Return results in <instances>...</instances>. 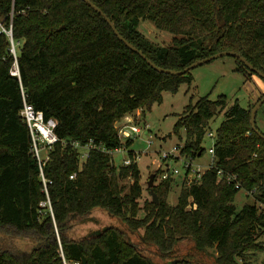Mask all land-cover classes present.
I'll list each match as a JSON object with an SVG mask.
<instances>
[{
  "label": "trees",
  "instance_id": "1",
  "mask_svg": "<svg viewBox=\"0 0 264 264\" xmlns=\"http://www.w3.org/2000/svg\"><path fill=\"white\" fill-rule=\"evenodd\" d=\"M92 1L157 65L184 69L216 52L235 50L264 71V0ZM143 20L171 32L172 43L150 39L140 30ZM236 60L247 78L255 74ZM16 65L19 73L13 74ZM184 82L192 84L191 70L170 74L153 68L85 0H0V229L31 233L40 242L19 252L0 250V264H155L128 241L121 224L167 255L186 239L195 250L216 246L219 261L238 264L234 255L241 249L261 247L264 139L252 128V109L238 100L229 105L225 94L202 96L179 114L174 132L185 129L181 154L191 160L205 153L214 117L224 112L225 119L215 131L212 166L199 182L184 180L176 205L167 200L174 178L163 179L153 188L159 202H151L140 217L141 169L135 162L114 163L111 151L122 144L116 122L141 107L151 109L163 101L164 91L176 92ZM24 99L57 121L59 140L43 167L52 180V211L41 205L47 195L21 116ZM90 140L106 149L93 148L81 161L72 142ZM128 177L134 182L125 191L121 181ZM242 188L256 201L237 208L234 198ZM97 209L117 224L72 236L70 229ZM175 264L192 263L178 259Z\"/></svg>",
  "mask_w": 264,
  "mask_h": 264
},
{
  "label": "rangeland",
  "instance_id": "2",
  "mask_svg": "<svg viewBox=\"0 0 264 264\" xmlns=\"http://www.w3.org/2000/svg\"><path fill=\"white\" fill-rule=\"evenodd\" d=\"M140 30L160 45H170L174 38L171 32L158 28L150 20H143L140 24ZM19 48L20 46L17 45V49ZM237 65L236 58L230 55L200 64L191 69L192 84L184 82L176 92L166 90L163 92L162 102L154 103L151 109H146L145 112L142 107L134 112L137 117L136 121L142 128L141 133L133 135V140L127 148L115 150L113 157L115 165L120 166L124 164L125 159L131 157L130 151H135L139 156L137 163L141 169L140 183L142 185V195L139 198V204L142 207L139 211L140 217L146 213L145 209L150 207L151 202H159L158 195V201H154L151 192L152 187L149 186L148 182L152 173H156L153 188L163 180L161 175L164 171L165 162L168 161V158H162L163 151H169L177 144L181 148L184 147L186 131L182 128L180 134H177L174 132V125L179 114L184 112L186 105L191 101L196 103L202 96H210V98L216 99L220 94H225L229 99V105L238 100L242 106L252 109L258 100L264 96V79L256 73L247 78L243 72L237 70ZM224 119L225 113L222 112L211 121V128L214 133ZM257 125L264 133V103L257 113ZM204 145L206 147L205 153L192 161L194 168L200 165L204 170L213 159L208 149L214 145V139L209 134L205 138ZM179 151L178 156L174 157L176 160H169L171 167H176L181 171L180 176L173 179L168 193L167 200L171 205L178 203L183 185L188 184V182L183 183L184 159L189 160L190 158L181 154V150ZM42 154L45 157L48 154L47 149H44ZM228 180L232 181V178L228 177ZM133 182L134 180L130 177L121 181L122 184L126 185L125 191H129ZM255 201L253 193L244 188L240 189L234 198L237 208ZM192 206L193 204H190L187 209L192 208ZM117 221L107 211L97 209L71 228L70 234L76 238H82L96 230L117 224ZM121 226L127 231L125 234L128 241L135 247L137 246L140 252L155 264H169L178 259H188L192 264H223L221 260H218L220 252L216 246H207L202 251L195 250L191 240L183 239L179 244V249L173 254L167 255L168 253H164L159 246L141 243L139 234L131 232L122 224ZM143 232L144 229H140V233ZM258 242L262 245L261 247L241 249L240 253L234 255V261L238 264H264V233L259 235ZM38 244L40 242L37 243L31 233L19 234L0 229V250L10 249L13 252H19L29 250Z\"/></svg>",
  "mask_w": 264,
  "mask_h": 264
},
{
  "label": "built area",
  "instance_id": "3",
  "mask_svg": "<svg viewBox=\"0 0 264 264\" xmlns=\"http://www.w3.org/2000/svg\"><path fill=\"white\" fill-rule=\"evenodd\" d=\"M12 52L16 55V47L13 40H12ZM12 73L13 74L19 73V69L17 65L12 70ZM21 116L23 120L28 124L30 129V134L32 139L31 151L37 158L38 164L40 166L41 178L44 184V191L46 192L47 195V199L45 201H42L41 205L48 206L52 211V204L48 189V184L52 183V180H49L45 176L43 167L49 159L50 150L52 149L53 145L59 140V136L56 132L57 121L54 118H47L42 110L37 109L33 104L27 102L26 99H24V105L21 109ZM136 118H137L136 114L129 113L125 115L122 119L117 121V124L115 126L118 131V136L122 144L115 150L127 148V146L125 145V141L130 138L133 139L134 134L141 133L142 128L137 123ZM208 134L214 139L215 133L213 131H209ZM72 143L74 148H76L79 151L81 161H85L88 158L90 154V150L93 148H98L102 150L106 149L102 145L95 144L93 140H90L85 144H83L80 141H73ZM44 149H47L48 151V154L45 157L42 154V151ZM181 149L182 148L180 147V145L177 144L171 150L163 151L162 158H168V161L165 162V167L161 175V179H167V178L173 179L175 177L180 176L181 171L176 167H171L169 164V160L175 159L174 157L178 156V154L180 153L179 150ZM115 150H112L111 153L113 154ZM208 151L214 158L215 149L213 145L208 149ZM138 157H139L138 154L135 153L134 157L125 159L123 165H130L134 162L137 163ZM192 161L193 160L191 159L189 160L184 159L185 172L183 174V179L188 183H192L195 181L199 182L202 176L204 175L205 171L213 164V159H212L211 163H209L207 168L203 170L202 166L200 165H198L197 168H194ZM219 174L222 175L221 170H219ZM75 176L76 173L70 175L71 178H74Z\"/></svg>",
  "mask_w": 264,
  "mask_h": 264
},
{
  "label": "water",
  "instance_id": "4",
  "mask_svg": "<svg viewBox=\"0 0 264 264\" xmlns=\"http://www.w3.org/2000/svg\"><path fill=\"white\" fill-rule=\"evenodd\" d=\"M85 2H87L91 7H93L96 11H98L103 17H105V19L107 20V22L111 25L113 31L116 33V35L123 40L131 49H133L134 51L138 52L144 59H146V61L155 69H157L158 71L161 72H165V73H170V74H182L188 70H191L192 68L209 62L215 58L218 57H222V56H226V55H230V56H234L235 58L239 59L241 62H243L249 69H251L252 71H254L255 73H257L261 78L264 79V71L259 69L258 67H256L253 63H251L245 56H243L242 54L236 52L235 50H222L219 52H216L214 54H211L207 57L201 58L193 63H191L190 65L186 66L184 69H171V68H166L160 65H157L154 61H152L150 58L147 57V55L141 51L138 47H136L133 43H131L128 39H126L118 30V28L116 27V25L114 24V22L112 21V19L107 15V13L100 7L98 6L96 3H94V1L92 0H85ZM264 103V96L258 100V102L254 105V107L251 110V125L254 131H256L263 139H264V133L259 129L258 125H257V113L258 110L260 109V107L262 106V104ZM156 177V173H152L150 176V180L148 182L149 186L152 187L151 192L153 194L154 197V201H158L157 198V194L154 192L153 189V185H154V180ZM106 228V227H104ZM177 262V260H174L172 264H175Z\"/></svg>",
  "mask_w": 264,
  "mask_h": 264
}]
</instances>
